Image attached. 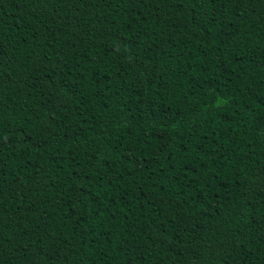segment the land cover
I'll use <instances>...</instances> for the list:
<instances>
[{
    "label": "trees",
    "instance_id": "trees-1",
    "mask_svg": "<svg viewBox=\"0 0 264 264\" xmlns=\"http://www.w3.org/2000/svg\"><path fill=\"white\" fill-rule=\"evenodd\" d=\"M0 264H264V0H0Z\"/></svg>",
    "mask_w": 264,
    "mask_h": 264
}]
</instances>
